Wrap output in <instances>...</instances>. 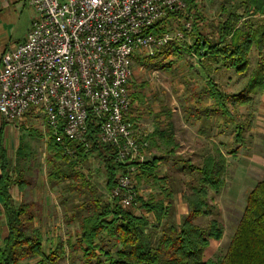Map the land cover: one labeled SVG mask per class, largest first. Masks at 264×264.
Returning <instances> with one entry per match:
<instances>
[{
	"label": "rangeland",
	"instance_id": "1",
	"mask_svg": "<svg viewBox=\"0 0 264 264\" xmlns=\"http://www.w3.org/2000/svg\"><path fill=\"white\" fill-rule=\"evenodd\" d=\"M190 1L194 7L190 10L187 4L184 15L190 16L187 18L192 25L189 28L184 26L188 22L185 16L172 18L168 25V30L182 32L179 42L173 41L165 48L153 52L152 55L146 54L133 62L130 115L135 117L134 133L137 124L140 123L154 128V135L157 136L160 134L159 122L154 123V120H158L160 116L170 115L169 118L174 121L176 117L184 116L186 110L192 111L191 108L198 100H204L202 103L209 105V110L197 111L196 116L199 117L200 113H204L199 132L203 131L204 135V131L206 132L208 128L209 140L188 139L181 147L173 145L172 150L175 153H168L169 155L160 148L158 151L151 149L152 152L155 151L153 154L155 157L166 155L165 162L159 167L154 159L150 160L149 144L145 140L148 146L142 151L144 155L142 163L149 159L147 161L149 166L144 169L142 164L136 166L131 176L132 188L136 193V206L133 209L123 210L153 224V212L149 211L146 205L159 202L165 205L160 195L166 191L163 198L169 199L166 203L167 223L179 229L190 212L188 205L190 202L187 201L192 200L191 189L199 185L200 179L196 171L189 170V166L201 167L207 159L218 161L220 154L226 170L225 185L217 191L208 192L207 204L203 207L208 215H201L194 221L199 228H206L212 223L216 228L218 226L222 228L220 239L211 240L204 252L206 261L218 262L227 251L243 214L249 192L257 182L264 180V91L255 89L249 95L250 100L244 104L231 105L226 100L225 108L228 115H222L218 103L214 102L211 96L204 95L203 91L211 90L206 78L208 77L224 95H238L245 92L259 64H264V47L259 54L257 47L252 45L248 54V70L238 74L233 69L226 68L224 62L219 60L221 58L211 61L205 57H196L193 44L197 36L208 42H219L218 29L221 24L228 22L235 23L236 27L243 24L245 28L251 26L256 29L264 24V15L248 14L247 7L242 6L240 0ZM232 17H236L237 20ZM203 68L206 70L204 71ZM179 109H183V113H180ZM236 125L242 128L241 137L244 142L241 146L236 142L238 132ZM155 138H151L153 145ZM193 146H197L199 151ZM203 153L204 155H201ZM68 162L57 164L64 167ZM98 164L97 158L93 156L90 161L83 163L82 167L75 165L68 170L69 165H66V171L55 172L57 177L53 178L55 183V189L52 190L53 201L44 203L43 200L37 199L34 204L33 225L41 235L43 253L45 255L52 253L60 242L64 245L63 255L57 264H106L108 259L106 253L114 256L119 248L114 239L104 232H101L92 243L95 247L93 258L87 255V246L84 244L77 246L83 219L95 214L94 208L89 204L92 200L89 191L101 195L105 204L117 203L116 200L113 202L111 191L107 192L105 188V175L97 172ZM148 170L153 171V175L144 177V173ZM156 174H161L162 178L158 179L154 176ZM84 181H88L92 188L88 190L83 186ZM174 198L181 203L176 204ZM28 200L29 198H26V201ZM18 206L17 202L14 207ZM108 220H110L109 216ZM6 231L7 238V226ZM4 241L0 249L3 248ZM40 261L39 257H33L22 261L21 264H39Z\"/></svg>",
	"mask_w": 264,
	"mask_h": 264
},
{
	"label": "built area",
	"instance_id": "2",
	"mask_svg": "<svg viewBox=\"0 0 264 264\" xmlns=\"http://www.w3.org/2000/svg\"><path fill=\"white\" fill-rule=\"evenodd\" d=\"M31 7L35 17L25 36L2 57V121L17 127L26 115H39L64 157L75 158L74 147L88 153L91 137L111 147L113 163L126 166L116 171L111 197L123 209H133L131 176L148 146L136 138L128 118L133 62L179 42L182 32L168 25L185 16L187 3L31 0Z\"/></svg>",
	"mask_w": 264,
	"mask_h": 264
},
{
	"label": "trees",
	"instance_id": "3",
	"mask_svg": "<svg viewBox=\"0 0 264 264\" xmlns=\"http://www.w3.org/2000/svg\"><path fill=\"white\" fill-rule=\"evenodd\" d=\"M184 1L190 10L194 7L190 0ZM240 2L242 6L247 7L248 14L264 15V0H240ZM232 18L237 20L236 17ZM234 24L228 22L220 25L218 29L220 41L217 43L208 42L197 36L193 51L196 57H205L211 61L221 58L219 60L224 62L226 68L243 74L249 67L248 54L252 45L257 47L259 54L264 47V24L256 29L251 26L245 28L243 24L236 27ZM203 70L205 71L206 68ZM206 78L211 90H204V95L211 96L212 100L218 103L222 115H228L225 108L226 100L231 105L244 104L250 100L249 95L255 89L264 91V64H259L246 91L238 95H224L214 82ZM236 129H238L236 142L241 146L244 142L241 137L242 128L236 125ZM90 139L93 144L92 149L85 153L82 149L74 147L77 150L75 158L61 156V148L53 141L51 148L55 151L56 158L71 162L69 165L71 169L75 165L87 163L96 155L100 173L105 175V188L107 192L111 191L114 187L116 171H125L126 166L113 163L111 147L99 144L94 137ZM218 156V161L207 159L201 167L189 166V170L196 171L200 179L199 185L191 189L192 200H186L190 202L188 203L190 212L179 229L167 223L168 207L162 202L146 205L154 215V222L150 224L143 218L124 211L114 200L112 204L103 203V197L90 190L92 200L89 204L94 208L95 214L83 219L77 246L80 244L87 246V255L93 258L95 247L92 243L101 232H104L114 239L117 246L119 245L114 256L106 253L108 257L106 264H264V180L257 182L249 192L243 214L222 259L218 262L204 259V252L209 247L210 241L220 239L222 228L220 226L216 228L214 223L208 224L206 228H199L194 221L201 215H208L207 211L203 210L207 204L208 192L217 191L225 185L226 170L223 157L220 154ZM0 158L2 161V154ZM1 164L3 166V162ZM141 164L143 168L149 166L147 161ZM152 172L148 170L144 173V177L152 175ZM55 176L57 177V174ZM87 182L84 181L83 186L89 190L92 187ZM8 186V179L2 176L0 197L8 236L3 248L0 249V264H21L22 261L33 257L41 259L39 264H57L63 255L64 245L60 242L52 253L48 255L43 253L41 235L33 225V205L25 203L14 207L8 194ZM108 216L110 220L107 221Z\"/></svg>",
	"mask_w": 264,
	"mask_h": 264
},
{
	"label": "crops",
	"instance_id": "4",
	"mask_svg": "<svg viewBox=\"0 0 264 264\" xmlns=\"http://www.w3.org/2000/svg\"><path fill=\"white\" fill-rule=\"evenodd\" d=\"M34 17L31 0H0V71L4 53L21 42ZM203 101L198 100L196 105L191 108L192 111L186 110L184 116H178L174 121L169 118L170 115L168 117L160 116L158 120H154V123L159 122L158 132L160 134L157 136L154 135V128L151 126L137 124L135 136L139 141L142 139L148 142V156H150L151 161L153 159L156 161L158 167L165 162L164 157H166V155L161 157L153 155L159 148L165 154H173L175 152L172 150L174 148L172 146L178 145L181 147L188 139L192 141L209 140L208 128L206 132L204 131V135L203 131L199 132L203 124L202 114L204 113H200L199 117L196 116L197 111L209 110V105L202 103ZM182 110L179 109L180 113H183ZM172 112L176 113V111ZM132 116L130 115V120L135 124V117ZM206 116L208 117V115ZM49 134V130L42 125L39 115L33 113L26 115L23 122L17 127L4 123L0 117V154L3 155L2 161L0 158V178L5 176L9 181L8 194L13 205L17 202L19 205L27 202V204H32L34 207L37 199L39 201L43 200L44 203L53 201L52 190L55 189L53 180L55 172L66 171V165L68 166L69 162L64 167L58 165L60 162L64 163L66 161L56 158V153L51 148ZM152 137H156L154 139L155 145L151 142ZM194 148L199 151L197 146ZM151 149H155V151L152 152ZM201 155H204V153ZM78 166L82 167V164ZM67 168H69L68 170L71 169L70 167ZM97 172L100 173L99 164ZM154 176L158 179L162 178L161 174ZM163 177L167 179L165 175ZM163 196H165V193L160 195V198L164 200L166 205L168 198H163ZM26 198H29V200L26 201ZM174 201L176 204L181 203L176 198H174ZM186 209L188 210V208ZM6 235L5 215L2 198L0 197V247Z\"/></svg>",
	"mask_w": 264,
	"mask_h": 264
}]
</instances>
